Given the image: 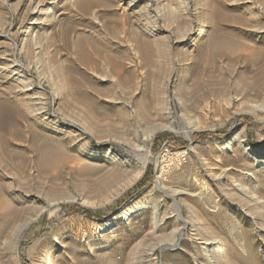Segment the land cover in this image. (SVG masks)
I'll use <instances>...</instances> for the list:
<instances>
[{
	"label": "rangeland",
	"instance_id": "rangeland-1",
	"mask_svg": "<svg viewBox=\"0 0 264 264\" xmlns=\"http://www.w3.org/2000/svg\"><path fill=\"white\" fill-rule=\"evenodd\" d=\"M211 38L236 47L216 68ZM257 51L264 0H0V189L36 217L0 264H264ZM33 141L72 159L38 174Z\"/></svg>",
	"mask_w": 264,
	"mask_h": 264
},
{
	"label": "bare ground",
	"instance_id": "bare-ground-1",
	"mask_svg": "<svg viewBox=\"0 0 264 264\" xmlns=\"http://www.w3.org/2000/svg\"><path fill=\"white\" fill-rule=\"evenodd\" d=\"M213 38V37H212ZM211 38V39H212ZM223 40V39H222ZM220 39H212L209 42V46H210V52H209V56H208V67L209 68H216V62H218L217 60L220 58H225L227 56V54H230L232 51L229 50L230 48H234L233 46L227 49V45ZM237 46V45H235ZM239 46V45H238ZM209 48V47H208ZM236 48V47H235ZM234 48V49H235ZM231 51V52H230ZM234 51V50H233ZM232 54V53H231ZM254 55L255 58L254 59H250V55H247L246 57V62L244 63L243 66V74H242V80L244 79L243 84L245 83V80H247L248 75L252 74V67L260 61V59L264 56V51H257L256 53H251V55ZM223 58V59H224ZM248 58L250 60H248ZM206 65V66H207ZM220 66V65H219ZM218 67V66H217ZM221 67V66H220ZM223 67V65H222ZM254 68V67H253ZM218 69V68H217ZM214 70V69H213ZM229 70V69H228ZM239 70V69H238ZM211 71V70H210ZM241 72V71H240ZM239 73V72H238ZM251 73V74H250ZM254 74V73H253ZM232 75V72H231ZM213 78V77H212ZM251 78V77H250ZM201 79V78H200ZM212 80V79H210ZM224 80V78H223ZM253 81V80H250ZM209 84V83H208ZM239 84V83H238ZM241 84V83H240ZM246 84V83H245ZM24 85V84H23ZM248 85V84H246ZM196 90H200L202 88L201 83H197L195 85ZM211 87V85L209 86ZM237 87V86H236ZM239 87V86H238ZM245 87V86H243ZM242 87V88H243ZM242 88L240 89L241 91ZM249 90L252 91L253 95L255 97L258 98H263L264 99V71H262V73H259L258 75L255 76L253 85L250 87H246ZM245 88V89H246ZM30 89V88H29ZM202 91V89L200 90V92ZM240 91V92H241ZM212 92V91H211ZM220 94V91H218ZM245 92V91H244ZM243 92V93H244ZM250 95V94H249ZM249 95H247L249 97ZM252 95V97H254ZM245 98L246 95H244ZM251 97V96H250ZM229 98V97H228ZM250 100V98H248ZM259 103V102H258ZM264 105V104H263ZM259 107V106H258ZM3 113H5V108L3 107L1 110V113L3 115ZM1 116V115H0ZM2 119V118H1ZM163 123V122H162ZM4 124H5V120L2 119L1 125L0 127L3 129L4 128ZM157 130H164V131H169V132H175L176 129L173 126H169L166 124H160L157 128ZM95 134V133H94ZM96 136V135H94ZM19 137V136H18ZM97 139V138H96ZM31 146L30 151L32 153H35L36 155V161L34 164V171L37 172L38 174H42V175H53V171L57 170L59 168V165L63 164L65 161L68 162L69 160L72 159V157L67 154L66 152H64V150L62 149V147L60 146H53L49 143H44L42 146H38L37 143L35 141H33L32 144H30ZM9 146V145H8ZM9 149V148H8ZM1 150V149H0ZM23 151V150H22ZM26 152V151H25ZM27 153V152H26ZM12 154V153H11ZM2 158L4 159H8L9 160V156L7 154V152L5 153H1ZM23 156V155H22ZM32 157V156H31ZM4 162V161H3ZM71 162V161H70ZM7 164V163H6ZM27 166H26V160L25 158H23L20 162V166L19 169L20 171L24 172L26 170ZM145 168V167H143ZM61 171V170H59ZM96 169L94 167H86L85 169L78 171V176L81 177H87V178H92L95 174H96ZM21 172V173H22ZM142 172H138L135 176H132L131 178H129L122 186L119 190H117V194H119L120 192H122L123 190H125L126 188H128L133 181H135V179H138L141 176ZM121 173L120 172H112L109 176L102 178L99 182H95L92 184V188L94 189V191L96 193H101L104 194L105 192H107V190L114 184L116 183L121 177ZM42 177V176H41ZM49 178V177H48ZM41 180V179H40ZM48 180V179H47ZM45 180V181H47ZM78 180V179H77ZM57 182V181H56ZM119 182V181H118ZM53 184L55 183V179L52 180ZM51 183V184H52ZM92 183V182H91ZM50 184V183H49ZM60 187V185H59ZM56 188V187H54ZM61 188V187H60ZM67 188V187H66ZM112 188V187H111ZM63 190V189H62ZM185 190V189H184ZM241 190H243L241 188ZM58 191V190H57ZM55 192V191H53ZM62 192V191H61ZM183 192V191H182ZM187 192V191H186ZM92 193V192H91ZM180 193V192H179ZM111 194V193H110ZM116 194V195H117ZM246 194V193H245ZM5 195H7V192L4 191V189H0V243L2 242H6L9 244H16L21 236L22 233H24V231L29 227V225L36 219V217H28L27 211L24 209V207H19L16 200L9 198L7 195V199H5ZM50 196V195H49ZM61 200V199H60ZM59 201V200H58ZM65 202H72V203H76L79 201V197L77 196H71L68 197L66 200H64ZM63 201V202H64ZM185 201V200H184ZM54 202V201H53ZM56 203V202H55ZM60 203V202H59ZM92 203V202H91ZM22 204V203H21ZM58 204V203H57ZM55 204V205H57ZM54 205V204H53ZM52 205V206H53ZM61 205V204H60ZM24 206V205H23ZM59 206V204H58ZM182 206V205H181ZM179 207L180 209H182V207ZM189 208V213L190 216L193 218L195 217V209L194 206H192L191 204L187 205ZM143 205H139L136 208H131L129 211L125 212V214L123 215L124 217H127L133 213H135L137 210L142 209ZM55 209V208H54ZM3 213H2V212ZM178 211V217L180 219H185L182 212ZM30 213V212H29ZM31 214V213H30ZM36 214V212H35ZM39 216V215H38ZM35 218V219H34ZM175 232L179 233V230H175ZM208 245L210 244L209 241ZM170 247V243H165L163 244V248L166 247ZM224 246V245H223ZM7 247H9L7 245ZM227 247V246H226ZM136 253V252H135ZM213 261V260H212Z\"/></svg>",
	"mask_w": 264,
	"mask_h": 264
},
{
	"label": "trees",
	"instance_id": "trees-1",
	"mask_svg": "<svg viewBox=\"0 0 264 264\" xmlns=\"http://www.w3.org/2000/svg\"><path fill=\"white\" fill-rule=\"evenodd\" d=\"M83 213L87 214V215H93L94 213L89 211V210H82Z\"/></svg>",
	"mask_w": 264,
	"mask_h": 264
}]
</instances>
